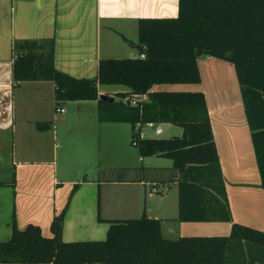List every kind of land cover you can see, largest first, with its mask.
Returning <instances> with one entry per match:
<instances>
[{"label":"trees","instance_id":"trees-1","mask_svg":"<svg viewBox=\"0 0 264 264\" xmlns=\"http://www.w3.org/2000/svg\"><path fill=\"white\" fill-rule=\"evenodd\" d=\"M137 48L145 57H102L98 77L76 78L54 66L52 51L39 40L16 45L13 77L55 82L56 107L73 100L97 99L99 119L130 123L132 143L144 157L173 160L178 184V221L231 222L228 234H163L162 219H110L105 239L63 240L66 209L52 221V235L40 225L18 227L0 240V263L19 264H264V229L233 221L227 187L202 90L156 89L162 84L201 82L200 55L234 63L264 188V0H179L175 17H141ZM99 84H122L116 100L100 94ZM147 94L132 104L129 98ZM148 123H173L182 133L139 137ZM39 128L49 124L37 123ZM99 220H102L99 217Z\"/></svg>","mask_w":264,"mask_h":264},{"label":"crops","instance_id":"crops-1","mask_svg":"<svg viewBox=\"0 0 264 264\" xmlns=\"http://www.w3.org/2000/svg\"><path fill=\"white\" fill-rule=\"evenodd\" d=\"M178 13L179 0H0V240L12 236L14 221L20 228L29 223L38 224L43 233L50 236L53 218L64 209L65 232L94 228L97 221L101 225L97 217L132 218L109 215L111 200L118 198L111 195L114 190L125 192L118 198L125 208L137 209V212L144 208L151 217L161 218L162 231L167 237L230 232L231 222L176 219L178 184L173 180V164L171 176L164 181H152L151 192L144 198L143 185L148 182L141 175L79 183L61 177L51 152L56 139L53 128L57 111L55 82L40 79L17 83L13 77L16 45L24 40H39L41 51L53 52L54 66L58 70L76 78H96L100 58L115 56L114 33L123 34L126 41H129L125 38L128 32L139 38V18L175 17ZM198 65L201 82L170 84L167 90L204 91L233 221L261 225L264 229V188L237 69L233 62L209 55H200ZM107 85H98L100 94L113 96L129 90L128 87L107 88ZM155 88L165 87L156 85ZM73 102L80 103L79 109L84 107L83 103H88L98 112L100 123L108 122L99 119L97 99ZM39 122L49 125L39 128ZM171 124L146 125L154 130L153 134L160 135L167 132ZM102 135L107 141L114 140L120 148L127 149L126 134ZM138 153L135 170L137 165L154 167L139 150ZM130 157L136 160L133 150ZM172 184L177 185L176 195L163 194ZM155 185L159 191H153ZM90 186H98V189L86 205L83 194L79 193ZM151 196L156 199L149 202ZM169 220L176 221L172 222L175 228L168 226Z\"/></svg>","mask_w":264,"mask_h":264},{"label":"rangeland","instance_id":"rangeland-1","mask_svg":"<svg viewBox=\"0 0 264 264\" xmlns=\"http://www.w3.org/2000/svg\"><path fill=\"white\" fill-rule=\"evenodd\" d=\"M114 34H116V36L114 35V39L116 40V42H114L116 50L113 52L115 56L112 57L126 58L138 57L140 55V51L135 45L138 42V35H133L131 32H128V34H125V38L128 37L129 41H126L123 34ZM132 41H134L133 44ZM169 85L170 84H162V87H165L162 89L167 90ZM102 87L104 88V86ZM106 87L115 89L127 88L122 84H108ZM113 96L117 101L122 99L118 93ZM83 104L84 107L79 109L78 105H80V103L65 101L62 103V107L65 108V112L61 113L56 111L55 113L53 128L56 131V139L54 142L55 146L51 152L53 153L52 161L55 160L61 177H69L79 183L83 180L93 179L96 181L120 179L122 177L121 175H126V177L130 178H136L141 175L143 179L148 182L143 185V191L145 193L143 194L144 198V196L149 195L151 192L150 188L152 181H164L167 177L171 176V166L173 164V160L159 155H150L145 157V160L149 163L151 162L154 166L153 168L145 166L142 168L140 165H137L138 168L135 170L133 167L136 166L137 158L140 155H138L139 153L137 147L132 143L134 132L132 125L124 122L100 123L98 121V112H94L88 103ZM98 126L100 127L97 128ZM110 127L111 129H109ZM169 128L170 129L167 130V132L160 135L153 134L154 130L150 129L147 125H144L141 130L145 132L147 137H170L172 135H178L182 131L181 126L173 123L169 126ZM102 134H126L128 140L127 149H124L123 147L120 148V145L114 142V140L110 142L107 141ZM130 150H133L137 155L135 161H133L132 157H130ZM124 166H127V168H124ZM97 189L98 186H90L84 187L80 191L79 195L83 194L84 203H86V205L91 201V198H93V194L96 195ZM176 192L177 185L172 184L168 187V189L166 188L164 190L163 194L169 193L171 196L173 194L176 195ZM123 193L125 192L114 190L111 192V195H113V198L116 196L120 198ZM118 198L117 200L114 199L110 202V216L136 218L145 213L144 208L141 212H137V209L130 210L128 207L125 208L122 204H120ZM154 199H156V197L151 196L148 201H154ZM142 203L143 207H145L146 202L144 199L142 200ZM149 217H151V215H149ZM97 218L99 220V217ZM109 220L110 219L99 220L101 225H98L97 221V225L94 228L90 226L84 230L81 229V232L77 230L63 231L62 239H105L107 230L110 226ZM168 222V226L175 228L176 225H173L175 223L172 222L176 221L169 220ZM101 227L104 229H101ZM254 227L263 229L261 225Z\"/></svg>","mask_w":264,"mask_h":264},{"label":"built area","instance_id":"built-area-1","mask_svg":"<svg viewBox=\"0 0 264 264\" xmlns=\"http://www.w3.org/2000/svg\"><path fill=\"white\" fill-rule=\"evenodd\" d=\"M141 57H145L146 54L144 52H142L140 54ZM147 100V94H142V95H138V96H133L131 98H129V102L132 104H139L142 103L143 101ZM58 112H65V108L64 107H58L57 108ZM139 137H145V132L142 131L141 129H139ZM153 191H159L158 187L155 185L153 187Z\"/></svg>","mask_w":264,"mask_h":264},{"label":"water","instance_id":"water-1","mask_svg":"<svg viewBox=\"0 0 264 264\" xmlns=\"http://www.w3.org/2000/svg\"><path fill=\"white\" fill-rule=\"evenodd\" d=\"M104 95V94H103Z\"/></svg>","mask_w":264,"mask_h":264}]
</instances>
